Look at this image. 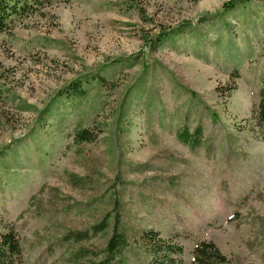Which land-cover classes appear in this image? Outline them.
Wrapping results in <instances>:
<instances>
[{"label": "rangeland", "instance_id": "rangeland-1", "mask_svg": "<svg viewBox=\"0 0 264 264\" xmlns=\"http://www.w3.org/2000/svg\"><path fill=\"white\" fill-rule=\"evenodd\" d=\"M229 1L41 0L8 20L0 234L21 243L13 264L104 259L116 196L126 242L106 264H156L147 231L182 246L172 264L201 241L224 264H264V0ZM197 125V144L178 140Z\"/></svg>", "mask_w": 264, "mask_h": 264}, {"label": "trees", "instance_id": "trees-1", "mask_svg": "<svg viewBox=\"0 0 264 264\" xmlns=\"http://www.w3.org/2000/svg\"><path fill=\"white\" fill-rule=\"evenodd\" d=\"M245 0H232L225 5L231 6ZM35 2H41V0H0V32L7 30L8 20L19 14L21 11H25L28 8H32ZM256 122L260 126L264 134V82L258 92V102L256 106ZM201 128L197 125L193 131H189L188 127H183L177 133V138L183 143H188L191 146L198 143V140L201 136ZM79 138L82 140L90 139L89 135L86 133V130H82L78 133ZM119 201L117 196L114 198V207L115 210L113 229L110 237L107 240L105 251L106 257L99 261H94L91 264H106L109 263L111 258H113V253L119 249L121 244L126 242L123 233L119 232ZM107 214L96 224L91 226V230L97 232L102 230L106 226ZM88 235V230L83 231H70L63 235L64 239L73 238L76 241H79ZM145 238L156 242L153 245L152 254L156 255L160 253L161 256L155 257L156 264H172L173 258L170 257L172 253H181L183 248L177 243H166V245L161 244L160 237L156 231H147L145 232ZM21 243L16 237V233L13 230H8L0 234V264H13V259L21 254ZM80 254V251L78 252ZM227 262V258L220 252L218 247L211 241H201L199 242L193 250V259L191 264H224ZM180 264V263H179Z\"/></svg>", "mask_w": 264, "mask_h": 264}]
</instances>
